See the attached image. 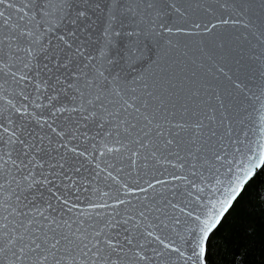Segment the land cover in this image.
<instances>
[{
	"label": "snow or ice",
	"instance_id": "1",
	"mask_svg": "<svg viewBox=\"0 0 264 264\" xmlns=\"http://www.w3.org/2000/svg\"><path fill=\"white\" fill-rule=\"evenodd\" d=\"M0 264H264V0H0Z\"/></svg>",
	"mask_w": 264,
	"mask_h": 264
}]
</instances>
